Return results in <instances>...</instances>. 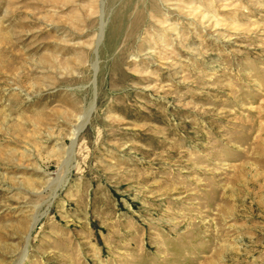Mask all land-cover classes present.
<instances>
[{
  "label": "rangeland",
  "instance_id": "obj_1",
  "mask_svg": "<svg viewBox=\"0 0 264 264\" xmlns=\"http://www.w3.org/2000/svg\"><path fill=\"white\" fill-rule=\"evenodd\" d=\"M0 264H264V0H0Z\"/></svg>",
  "mask_w": 264,
  "mask_h": 264
},
{
  "label": "bare ground",
  "instance_id": "obj_2",
  "mask_svg": "<svg viewBox=\"0 0 264 264\" xmlns=\"http://www.w3.org/2000/svg\"><path fill=\"white\" fill-rule=\"evenodd\" d=\"M79 119H81L80 116H79ZM79 124H80V125L82 124V120H81V122H80ZM79 127H81V126H78L77 130H75L74 134L72 135V137H73L74 140H75V138L77 137ZM74 140H73L72 143H74ZM71 148H72V147H71ZM68 154H69V156H70L68 161H70V160L72 159V155H71V154H72V149L70 150V152H68Z\"/></svg>",
  "mask_w": 264,
  "mask_h": 264
}]
</instances>
